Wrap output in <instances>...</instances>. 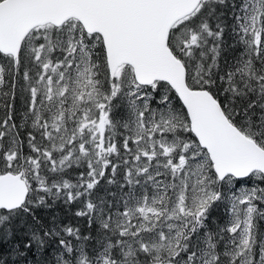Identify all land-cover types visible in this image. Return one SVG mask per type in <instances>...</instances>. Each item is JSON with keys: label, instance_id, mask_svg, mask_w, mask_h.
<instances>
[{"label": "snow or ice", "instance_id": "snow-or-ice-1", "mask_svg": "<svg viewBox=\"0 0 264 264\" xmlns=\"http://www.w3.org/2000/svg\"><path fill=\"white\" fill-rule=\"evenodd\" d=\"M0 264H264V0H0Z\"/></svg>", "mask_w": 264, "mask_h": 264}]
</instances>
